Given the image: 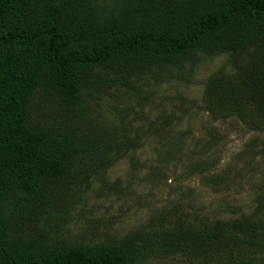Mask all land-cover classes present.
Wrapping results in <instances>:
<instances>
[{
    "label": "trees",
    "instance_id": "1",
    "mask_svg": "<svg viewBox=\"0 0 264 264\" xmlns=\"http://www.w3.org/2000/svg\"><path fill=\"white\" fill-rule=\"evenodd\" d=\"M222 54L190 106L264 136V0H0V264H264V187L248 212L211 218L179 198L122 235L90 203L126 196L109 168L139 171L144 139L182 119L149 115L156 87ZM219 135L191 173L214 166ZM242 151L246 167L264 139Z\"/></svg>",
    "mask_w": 264,
    "mask_h": 264
},
{
    "label": "rangeland",
    "instance_id": "2",
    "mask_svg": "<svg viewBox=\"0 0 264 264\" xmlns=\"http://www.w3.org/2000/svg\"><path fill=\"white\" fill-rule=\"evenodd\" d=\"M226 59L225 54L207 58L196 67L190 83L171 80L156 87L157 98L147 110L149 115L154 117L165 110L182 119L173 125L169 140L154 135L144 139L133 155L136 167L141 164L139 171L132 168L128 158L109 168V180L119 177L129 192L126 196H91L93 216L102 218L100 229L111 226L122 235L179 198L185 205L191 203L188 210L201 211L211 218L226 219L253 208L255 191L264 187V156L254 157L245 167L247 154L242 150L252 137L264 139L263 134L246 129L234 119L212 123L206 112L189 103L193 99L200 102L204 80ZM212 128L220 132V141L209 151L215 164L203 175L226 176L225 182L216 185L205 183L203 175L190 171L192 162L205 158L200 154L202 140L208 139ZM169 145H174L175 151L167 153Z\"/></svg>",
    "mask_w": 264,
    "mask_h": 264
}]
</instances>
